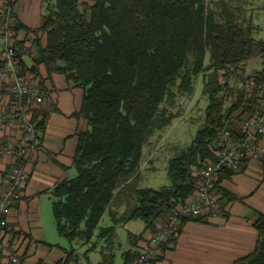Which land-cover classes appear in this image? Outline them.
<instances>
[{"label": "trees", "instance_id": "obj_1", "mask_svg": "<svg viewBox=\"0 0 264 264\" xmlns=\"http://www.w3.org/2000/svg\"><path fill=\"white\" fill-rule=\"evenodd\" d=\"M44 1L40 30L46 44L38 42L35 64L83 90L78 116L87 123L73 158L76 175L50 192L57 233L71 244H88L108 213L113 225L98 231L97 242L111 246L118 224L140 221L143 236L129 234V239L134 246L146 244L171 211L196 191V173L215 159L216 131H235L242 118L253 114V101L235 95L228 81L245 76V64L259 58L262 70L256 76L264 82V40L253 37L255 28L243 7L225 0L218 3L220 10L204 0ZM198 76L208 100L204 124L191 145L169 160L171 185L139 189L143 149L177 117L170 110L179 96L193 94ZM40 112L34 109V118ZM41 115L39 128L46 117ZM122 203L127 207L119 214L116 208ZM255 229L253 253L235 264H264V215L258 216ZM101 256L100 264H113V252ZM75 260L72 247L57 264Z\"/></svg>", "mask_w": 264, "mask_h": 264}, {"label": "crops", "instance_id": "obj_2", "mask_svg": "<svg viewBox=\"0 0 264 264\" xmlns=\"http://www.w3.org/2000/svg\"><path fill=\"white\" fill-rule=\"evenodd\" d=\"M249 2L260 9L254 0ZM45 7L44 0H15L14 4L17 46L22 50L21 68L30 83L42 94L39 116L41 119V113L46 116L40 128L38 149L31 154L26 164L28 184L21 197L12 203L8 215L9 223L22 238L18 264H57L65 258L68 250L57 242L47 240L43 229V213L46 206L52 204L51 190L76 175L73 158L78 136L87 129L86 120L78 116L83 90L64 75L49 72L44 65L35 64L38 42L43 47L46 44L45 34L40 30ZM249 13L253 27L257 31L261 30L264 27V11L251 6ZM249 62L244 67L246 76L256 75L262 70L261 60L260 70L249 68ZM7 100V93L0 90V104ZM18 136L16 131H0V147ZM261 143L264 147V137ZM9 164L10 160L0 154V180L5 179ZM216 193L221 205L220 214L216 218L201 217L185 221L177 234L170 238L155 264H235L253 253L258 241L255 221L260 214L264 215V154L257 161L246 162L238 172L222 176ZM126 207L127 204L122 203L116 211L122 214ZM134 222L118 224L116 227L126 228ZM143 233V223L141 228L128 231L127 249L120 253L121 264L132 261L136 251L145 246L140 241L134 246L129 234L138 237L143 236ZM97 234L95 232L90 243L82 245L85 246L83 256L98 253L102 261L101 252L107 254L109 251L113 252L115 264V250L120 249V244L116 242V230L111 246L105 240L97 242ZM144 236L146 239L149 235ZM93 243L97 244L94 250H90ZM70 246L71 249L73 244L70 243ZM129 251L132 255L126 258ZM74 255L76 262L73 264H79L76 258L78 250L74 249ZM2 264L7 263L3 261Z\"/></svg>", "mask_w": 264, "mask_h": 264}, {"label": "built area", "instance_id": "obj_3", "mask_svg": "<svg viewBox=\"0 0 264 264\" xmlns=\"http://www.w3.org/2000/svg\"><path fill=\"white\" fill-rule=\"evenodd\" d=\"M14 4L15 0H0V90L8 97L0 104V131L19 133L17 138L0 147V154L10 160L5 179L0 180V264L3 261L19 263L22 238L9 223L8 215L12 203L21 197L28 184L26 164L37 151L41 137L39 120L34 118L33 110L43 103L37 87L20 71L22 50L17 46ZM233 93L253 101V114L242 118L235 131L226 128L216 131L213 140L215 159L196 173V191L171 211L128 264H155L185 221L216 218L221 212L216 193L220 176L224 172L236 173L246 162L257 161L263 156L264 82H259L256 75H245L234 81Z\"/></svg>", "mask_w": 264, "mask_h": 264}, {"label": "rangeland", "instance_id": "obj_4", "mask_svg": "<svg viewBox=\"0 0 264 264\" xmlns=\"http://www.w3.org/2000/svg\"><path fill=\"white\" fill-rule=\"evenodd\" d=\"M204 1L212 8L220 10L218 3L221 0ZM225 1L232 7H243L245 10L244 17L246 19L249 18L251 6H255L256 10H260L261 12L264 11V0H254L260 9L257 8V6L253 3L251 4L249 2L251 0ZM258 31L256 29L254 30L253 37L257 40H264V27ZM248 67L260 70V59L255 58L250 60ZM235 80L236 79L231 78L228 82L229 87L232 90L234 89ZM207 105L208 100L206 96L203 95L202 76H198L194 80L193 94L190 96H179L175 106L170 110V112L177 117L171 121L169 126L163 129L161 132L156 133L155 136L151 138L149 144L143 149L142 160L140 163V177L138 181L139 189H151L157 191L171 185L167 175L168 162L191 145L197 131L205 122V109ZM228 105L229 102L226 103V106ZM112 225L113 223L111 218L109 214L106 213L103 215L96 232L98 233L101 228H108ZM141 226L142 223L140 221H135L133 224H129L126 228L122 226L116 227V242L120 244V249L118 251L115 248V264L122 263L120 253L127 249L128 231H135L136 228H141ZM43 229L49 242H57L64 249L68 251L70 250V243L67 240L61 238L56 232L50 205L46 206V211L43 213ZM73 248L78 250V256L76 258L78 259L79 264H96L97 262L101 261L98 253H89L87 256H83L85 252V246H82L80 243L73 244ZM75 262L76 261H73L71 264Z\"/></svg>", "mask_w": 264, "mask_h": 264}]
</instances>
